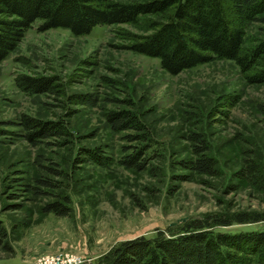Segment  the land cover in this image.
Wrapping results in <instances>:
<instances>
[{"label":"rangeland","instance_id":"rangeland-1","mask_svg":"<svg viewBox=\"0 0 264 264\" xmlns=\"http://www.w3.org/2000/svg\"><path fill=\"white\" fill-rule=\"evenodd\" d=\"M170 14L83 35L40 31L37 20L0 62V264L58 255L106 264L123 241L197 218L230 220L212 227L223 232L264 231V84L232 60L173 75L128 48ZM262 39L264 19L248 23L245 47ZM20 75L54 77L56 90L25 91ZM118 111L135 127H115ZM24 115L61 122L63 133L33 142ZM203 156L207 172L194 168ZM55 202L68 214L52 211Z\"/></svg>","mask_w":264,"mask_h":264},{"label":"trees","instance_id":"trees-1","mask_svg":"<svg viewBox=\"0 0 264 264\" xmlns=\"http://www.w3.org/2000/svg\"><path fill=\"white\" fill-rule=\"evenodd\" d=\"M171 14L153 32L134 39L129 49L158 58L161 67L177 75L186 69L214 60H232L246 80L264 84V39L246 48V26L264 19V0H0V62L13 52L26 31L40 20L38 29L67 28L83 35L101 24H136L142 15ZM17 85L29 92L52 91L57 79L50 76L20 75ZM115 127H135L136 119L126 111L111 112ZM20 125L28 129L27 137L38 138L62 134L61 122L24 115ZM199 153V152H198ZM94 159L102 156L94 150ZM203 156L194 168L207 172L213 165ZM60 203L51 210L67 215ZM246 222L241 215L236 218ZM264 219V216H263ZM228 219L209 222L192 219L182 230L172 234L159 231L154 237L140 236L123 241L105 257L106 264H264V231L223 232L214 225L228 226ZM0 225V244L6 238Z\"/></svg>","mask_w":264,"mask_h":264},{"label":"built area","instance_id":"built-area-1","mask_svg":"<svg viewBox=\"0 0 264 264\" xmlns=\"http://www.w3.org/2000/svg\"><path fill=\"white\" fill-rule=\"evenodd\" d=\"M82 260H77L75 258H69L67 256L52 257L51 259H44L36 264H81Z\"/></svg>","mask_w":264,"mask_h":264}]
</instances>
